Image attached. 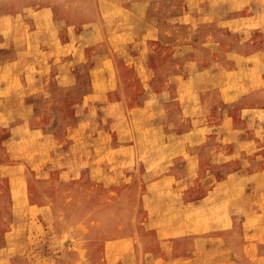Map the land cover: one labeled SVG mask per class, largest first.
<instances>
[{"label":"rangeland","instance_id":"rangeland-1","mask_svg":"<svg viewBox=\"0 0 264 264\" xmlns=\"http://www.w3.org/2000/svg\"><path fill=\"white\" fill-rule=\"evenodd\" d=\"M23 1L0 264H264V0Z\"/></svg>","mask_w":264,"mask_h":264},{"label":"crops","instance_id":"crops-1","mask_svg":"<svg viewBox=\"0 0 264 264\" xmlns=\"http://www.w3.org/2000/svg\"><path fill=\"white\" fill-rule=\"evenodd\" d=\"M19 6H20V12L24 11V10H30V11L34 12V11H38L40 8H44V9H47L50 11L54 10V8L52 6H49L47 4H42L38 0H24L23 2H21L19 4ZM23 21L31 26V24L28 20L24 19Z\"/></svg>","mask_w":264,"mask_h":264}]
</instances>
